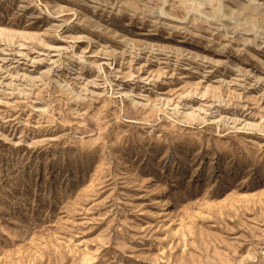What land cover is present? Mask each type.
Wrapping results in <instances>:
<instances>
[{
  "label": "rangeland",
  "instance_id": "rangeland-1",
  "mask_svg": "<svg viewBox=\"0 0 264 264\" xmlns=\"http://www.w3.org/2000/svg\"><path fill=\"white\" fill-rule=\"evenodd\" d=\"M0 264H264V0H0Z\"/></svg>",
  "mask_w": 264,
  "mask_h": 264
}]
</instances>
